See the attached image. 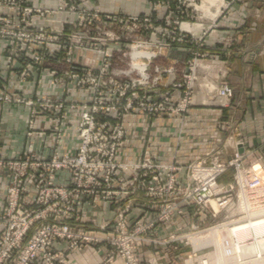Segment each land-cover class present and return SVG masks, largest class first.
<instances>
[{"label":"built area","instance_id":"2783aa9c","mask_svg":"<svg viewBox=\"0 0 264 264\" xmlns=\"http://www.w3.org/2000/svg\"><path fill=\"white\" fill-rule=\"evenodd\" d=\"M172 1L175 2L173 13L163 18L165 28L162 33L155 30L148 34L153 23L150 14L125 17L128 31L139 32L140 40L136 46L140 51L130 55L131 65L124 71L108 72L112 53L111 49L104 52L101 44H93L91 47L99 54L98 59L89 57L80 62L64 53L62 59H56L57 54L50 55L53 63L62 65L60 69L43 73L51 81L50 86L60 87L61 97H67L71 94L67 89V81L75 79L77 91L85 85L91 86L90 100L72 106L69 110L63 101L53 105L50 100L41 98L35 101L22 100L9 94L6 86L2 87L0 103L27 105L29 118L24 132L25 148L18 154L0 155V176L7 179L0 205V264H61L69 251L102 243L108 247L104 263L119 259L123 264H141L136 250L144 242L164 244V241L150 239L149 233L173 219L180 204L175 197L181 186L176 177L181 167L152 164L147 160V163L141 164L118 163L124 133L120 124L111 121L119 120L121 113L132 111L135 107L148 112L169 110L183 113L194 103L191 75L198 60L209 57L210 53L203 51L205 32L200 36L188 37L181 33L180 21L199 17L187 11L185 5L186 2L199 0ZM219 1L221 10L218 17L223 16L233 3L241 0H211V3L218 6ZM21 2L0 0V8L23 13L26 19L29 17L31 20L32 9L22 8ZM6 15H0V40L4 54L0 79L8 83L1 76L15 71L19 81H35V68L31 69V65L37 70L45 56L31 55L29 51L28 56H23L26 58H21V65L18 61L20 52L32 48L33 31L23 25L26 21ZM169 17L177 26L173 30H168L170 25L166 18ZM214 22L210 26H214ZM38 32L45 34L46 31ZM159 34H166L171 40L161 42L158 40ZM148 35L153 40L149 41ZM109 40L118 41V38ZM173 46L192 49L189 51L191 59L187 64L188 73L183 75L187 82L183 91L182 84L174 81L176 71L173 68L161 70L155 67L151 79L149 65L158 53L147 50H168ZM56 48L68 49L64 44ZM165 73L168 74L165 86L170 87L171 91L162 95L157 104L148 103L147 92L160 84ZM232 95V89L226 82H222L215 93L222 107L228 105ZM171 98H175L174 106L168 105ZM121 99L125 101L122 111L118 107ZM100 116L102 120H99ZM242 157L236 153L227 158L225 163L211 168L204 167L201 161L190 165L182 179L185 196L183 204L195 202L210 205L211 198L221 190L216 186V179L228 167H239ZM120 169L130 171V174L120 178ZM59 172L65 175L63 179ZM262 183L261 178L254 177L249 181L247 190H258ZM193 184H196L195 188ZM85 202H89L92 207L99 203L114 207L113 224L110 227L108 223L98 226L99 230L107 234L105 237H95L76 226L81 221ZM185 238L168 239L166 243L175 240L182 243ZM60 241L66 243L64 250L56 248ZM220 243L229 254L231 242L222 237Z\"/></svg>","mask_w":264,"mask_h":264},{"label":"crops","instance_id":"0c3cea01","mask_svg":"<svg viewBox=\"0 0 264 264\" xmlns=\"http://www.w3.org/2000/svg\"><path fill=\"white\" fill-rule=\"evenodd\" d=\"M153 1L97 0L92 7L103 13L139 15L148 14L149 3ZM210 2H200L198 8L205 13L202 22L185 27L195 36L205 32L203 47L210 53L208 58L198 60L191 75L194 103L182 118L164 117L150 121L137 112L127 116L123 151L128 163H139L142 157L148 156L162 165H185L207 153L219 151L224 159L237 153L243 155L244 161H252L254 169L260 170L264 166V0L235 2L220 17V1L218 6ZM152 15L171 16V12L161 7ZM213 22L214 26H210ZM186 59L187 50L175 47L153 64L173 66L178 73L176 78L181 80L179 72L183 71ZM3 74L13 95H19L20 91L31 92L28 88L20 90L15 71ZM222 82H226L233 92L226 107L220 106L215 96ZM42 91L47 96L55 95V91H50L46 85ZM25 118V108L0 105V155L10 156L22 151ZM241 147L243 152L239 153ZM129 174L127 171L124 176ZM64 177V174L60 175L61 179ZM6 185V177L0 176V205ZM112 218L111 208L102 203L92 207L85 202L82 219L76 226L103 238L107 234L98 226L108 223L110 227ZM158 236H165L163 228ZM65 247L63 241L56 245L58 250ZM107 253L106 245L88 246L69 251L61 264H123L119 259L104 263ZM136 256L141 264H180L183 255L181 248L175 249L174 245L146 243L136 250Z\"/></svg>","mask_w":264,"mask_h":264},{"label":"rangeland","instance_id":"374dc122","mask_svg":"<svg viewBox=\"0 0 264 264\" xmlns=\"http://www.w3.org/2000/svg\"><path fill=\"white\" fill-rule=\"evenodd\" d=\"M96 1L97 0H22L21 2L22 8L27 7L32 9L30 15L31 20H29L30 19L29 17L26 19L23 13L17 14L15 12L10 11L9 9L3 10L0 8V15L7 14L6 16L14 17L19 21L24 20L27 23L23 22V25L33 31L32 33V39L34 41L32 43L33 49L30 48V50L20 52L21 55L19 56L18 61L21 62V65L23 63L21 58H23L25 54H27L28 56L29 51L31 55L35 54L36 56H42V55L45 56L42 65L40 67H37V70H35L36 67L31 65V69L35 68L33 69V72H35L34 73L35 81H33L32 79H28L26 81H19L17 79V83L21 85L20 90L28 88L30 89L31 92L24 94L23 92L20 91L19 95H13L10 92L11 86L1 79H0V92L3 91L2 87L6 86L8 89L7 90L8 93L13 95V97L15 98H19L22 100L32 99L33 101H35L36 98L38 99L41 98L42 100L43 99L50 100L53 105H58L63 101L65 104L68 105L66 106V108H69V110L71 109L72 106H75L77 104L79 105V103L90 100V93H89L90 91L89 88H91L90 85H85L83 89L77 91L78 89V86H76L77 81L75 79H69L67 81V85H68L67 89L71 92V94H69L67 97L65 96L61 97L60 87L58 86L51 87L50 86L51 81L49 80V78H46L43 75V73L49 72L50 70L55 68L60 69L62 67L61 64L53 63V59L50 58L51 54L52 55L57 54L56 59H62V57L65 56L64 54H68L70 56L72 55V58H74L75 60H79L80 62L85 61V59L89 57L98 59L99 54L96 53L95 50L91 49L93 44H98V45L101 44V48L103 49L104 52L111 49L112 55L110 57V65L108 67L109 73L110 72L116 73L128 69L132 62L130 55L140 51V49L137 48L136 46V42L140 40L138 39L139 32L130 33L126 28V25L128 23L125 22V17L134 16V15H127L122 13H113V14L103 13L99 10V8L92 7V4L97 3ZM158 1L161 0H154L153 2L149 3L150 12L148 14L152 16V20H153L152 27L149 28L148 30L149 35L151 32H154L155 30L160 31L162 33L165 28V23L163 21L164 20L163 18L165 16L163 17L158 16L159 14L157 13L158 15L154 17L152 13H156L157 10L161 7L166 9V11H170L171 16L173 13L172 9L173 6L175 5L174 1L162 0L160 3H157ZM201 1L204 0L185 3V5H187L186 7L187 11L189 10L192 11L193 16L195 14L199 16L196 19H182L180 21L182 22L180 24L181 33L187 35L188 37L189 36L196 37V36L189 34L186 31L185 27L189 24L201 23L203 19V15L205 14L203 10L198 8L200 7ZM154 4L156 5L155 7ZM153 9H155V11L151 12L153 11ZM3 11H5L6 14ZM189 12L188 14H190ZM93 14H96L97 16H94ZM148 14H139V15H148ZM158 19H161V21H159ZM166 19H169L168 22L170 26L168 30H173L174 27H177L176 24L174 25L172 23L173 19L171 17ZM39 30H43L46 32L45 34H40L38 32ZM149 35H148V40L149 41L153 40V38H150L151 36ZM142 36L144 37L145 35ZM158 36H159L158 40L161 42L163 41L167 42L171 40L170 38H167L168 36H166V34L165 35L159 34ZM110 38L111 39L118 38V41L109 40ZM145 38H147V36H145ZM44 44H46V46H44ZM62 44H64V47L65 46L66 48L68 47V49L57 50L56 46L57 45L62 46ZM80 45H83V47H80ZM175 47L185 48L188 53V59H186L185 61L184 69L183 71L179 72L181 80H178L176 78V74L178 73L173 66L161 67L157 64H153L155 60L166 57L167 54H169L172 51V49ZM191 50L192 49H190L187 46L186 47L173 46L168 50L165 49L147 50L150 53L153 52L158 53L157 57L155 59H152L149 65V70L152 75L151 79L154 77L153 68L158 67L161 70H167L169 68H173L176 71L174 73V81L176 83L182 84L181 91L185 90L184 85L185 83L187 84V82L184 80L183 75L188 73L187 64L188 61L191 59V55L189 54V51ZM203 51L209 53L205 49H203ZM0 57L1 60L4 57L1 40H0ZM23 65L26 66L25 64ZM64 68L65 66H63V69ZM163 75L164 77L161 80L160 84L157 85L155 88H151L147 92V101L150 104H157L160 101L162 95H164L167 91H171L170 87L165 86V83L168 78V74L165 73ZM44 85H46V87L48 86L50 91L52 92L55 91V95L54 96L45 95L42 91ZM39 102L42 103L44 101H39ZM174 104H175V98H171V102L168 105L174 106ZM0 105H5V104L0 103ZM168 105H166V107H168ZM15 106H21L26 109L25 122H27L29 118V113H28L29 107L22 103ZM124 106H125V101L121 99L120 103L118 104V107L122 111ZM186 111L183 113H176L174 111H169V110L167 111L165 110L163 112H155V111L148 112L147 110H143L141 108L135 107L132 111L121 113L119 120L111 121V123L113 124H120L124 133L123 145L120 148L121 151L119 154L118 163L128 164V162L124 158L125 154L123 151L124 142L126 140L127 116L133 114L134 112H137V113H141L143 117H145V119L148 118L150 121H157L158 119H162L164 117L179 116L180 118H182L186 113ZM74 114L76 115V113ZM102 119H103L102 116H100L99 120ZM145 160H147V162H151L152 164H158L154 160L150 159L148 156L142 157L141 161L138 164H141L142 162L147 163ZM225 160L226 159L222 157L221 152L214 151L207 153L203 157L197 158L185 165L171 164L181 167V171L178 174H176V177H178V180L180 181L179 183L181 185L179 187V192L175 197L177 201H180V204L175 210L178 213L176 212L174 213L171 222L162 225L161 228H163V233L165 234V236H161V237L158 236V234L161 233V228H159L157 230L151 231L149 233V238L153 240L158 239L162 242L164 241V245H174L175 249L180 247L183 255L180 264H219L217 258H219V256L221 257L222 252L224 253L223 254L224 258L227 259V257H225L226 256L225 250L220 244L222 237L227 238L228 235L230 236L232 233L231 229L240 226L241 224H245V222L248 219L258 218L259 216L264 215V214H260V215L248 216V213L246 211V206L244 209V205H246V203L249 210L252 208L253 210L264 208V175H263L264 166L260 170L257 169L256 167L254 169L252 165L253 164L252 161H244L243 157L242 160L239 162V167L237 166L228 167L227 170L216 179V186L221 190L218 195H215L214 197L211 198L210 205L204 206V205H199L195 202H192L190 205L183 204L185 196L183 193L184 182H182V179L186 171L189 170L188 167L190 165H194V163L198 161H201L204 167L211 168L214 167V165L225 163ZM129 164H137V163H129ZM125 172L127 171H124L122 169L118 171V175L120 176V178H126L124 176ZM61 174H63V172H59V175ZM254 177H259L263 180L262 187L259 188L258 190H247L249 181ZM192 186L195 188L196 184H193ZM213 202L216 205V207L213 205ZM108 208H111V212L113 213V218H114V212H115L114 207L110 206ZM81 219H82V214H81ZM112 224L113 222L111 223V225ZM219 226L221 228H218ZM212 234L216 235V238L220 241L219 244L221 245L220 246L221 249L218 248L217 244L215 243V240L212 238ZM180 237H186L182 243H179L176 240L174 242L166 243L168 239L180 238ZM253 237L254 235L252 237H246L244 240H242L241 242L242 245H249L253 243L254 242ZM192 239L198 240L197 241L198 246L195 245L196 242H194V244L191 242ZM259 239L264 240V236H262L261 238H256L255 240L258 241ZM146 243L156 244L153 242H144L143 244ZM248 256L249 255H246V257ZM253 259H256V257L250 255L247 258V260L244 261L247 262ZM228 264H233V262L229 261Z\"/></svg>","mask_w":264,"mask_h":264},{"label":"bare ground","instance_id":"6f19581e","mask_svg":"<svg viewBox=\"0 0 264 264\" xmlns=\"http://www.w3.org/2000/svg\"><path fill=\"white\" fill-rule=\"evenodd\" d=\"M213 205L216 207L214 202ZM245 206L248 216L264 214V208H259L257 210H253L252 208L249 210L247 203L246 205H244V209ZM231 232V235H228V237L225 238L231 242V251L229 254L225 252V257H227V259L224 258V253H221V257L219 256V258H217L219 264H228L229 261L233 262V264H264V240H255L256 238H261L262 236H264V215H261L258 218L248 219L245 224H241L240 226L231 229ZM253 235V243L249 245H242V240H244L246 237H252ZM212 238L215 240L218 248L221 249V243L219 244L220 241L216 238V235L212 234ZM197 241L198 240L196 239H192L191 242L193 244L194 242H196L195 245L198 246ZM222 247L224 248V250L226 249L224 245H222ZM246 255H251L253 257H256V259L245 262L244 260H247V258L249 257H246Z\"/></svg>","mask_w":264,"mask_h":264},{"label":"water","instance_id":"95a60500","mask_svg":"<svg viewBox=\"0 0 264 264\" xmlns=\"http://www.w3.org/2000/svg\"><path fill=\"white\" fill-rule=\"evenodd\" d=\"M239 153H242L243 152V148L241 147L239 150H238Z\"/></svg>","mask_w":264,"mask_h":264}]
</instances>
